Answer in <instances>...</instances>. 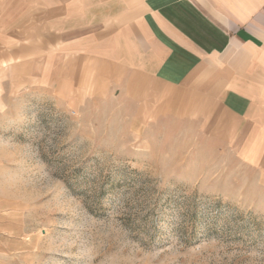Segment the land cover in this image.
<instances>
[{
	"label": "rangeland",
	"instance_id": "rangeland-1",
	"mask_svg": "<svg viewBox=\"0 0 264 264\" xmlns=\"http://www.w3.org/2000/svg\"><path fill=\"white\" fill-rule=\"evenodd\" d=\"M133 114L0 95V264H264L259 176L189 119Z\"/></svg>",
	"mask_w": 264,
	"mask_h": 264
},
{
	"label": "crops",
	"instance_id": "crops-1",
	"mask_svg": "<svg viewBox=\"0 0 264 264\" xmlns=\"http://www.w3.org/2000/svg\"><path fill=\"white\" fill-rule=\"evenodd\" d=\"M5 92L189 119L264 189V0H0Z\"/></svg>",
	"mask_w": 264,
	"mask_h": 264
}]
</instances>
